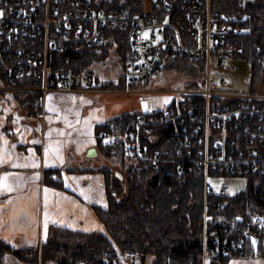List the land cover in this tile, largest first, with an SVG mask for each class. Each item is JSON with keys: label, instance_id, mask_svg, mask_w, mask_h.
I'll return each instance as SVG.
<instances>
[{"label": "built area", "instance_id": "built-area-1", "mask_svg": "<svg viewBox=\"0 0 264 264\" xmlns=\"http://www.w3.org/2000/svg\"><path fill=\"white\" fill-rule=\"evenodd\" d=\"M120 1L133 4L132 0H0V63L10 81L26 75L39 84L1 85L0 90L38 92L41 103L47 90L101 88L91 72L80 80L66 69L51 74L50 66L57 53L98 47L109 39V31L121 32L129 45L124 68L130 84L147 83L175 57L201 60L205 66L201 84L193 81L195 85L172 91L163 109L130 120L124 141L128 154L153 166L177 163L180 169L185 165L201 173L205 196L224 193L207 183L209 174H263L264 92L220 90L211 85L209 76L210 63H223L231 56L233 48L226 43L232 29L229 19L213 14L210 0H139L135 10L104 7ZM112 138L110 132L100 134L101 140ZM244 234L259 244L264 234L260 216H251Z\"/></svg>", "mask_w": 264, "mask_h": 264}, {"label": "trees", "instance_id": "trees-1", "mask_svg": "<svg viewBox=\"0 0 264 264\" xmlns=\"http://www.w3.org/2000/svg\"><path fill=\"white\" fill-rule=\"evenodd\" d=\"M137 2L139 9V0H132V6L130 2L120 1L113 6L104 3V7L133 10ZM209 5L214 15L226 16L232 25L226 43L233 48L230 58H239L248 66L249 93L264 92V0H210ZM107 35L109 39L98 47L57 53L50 66L51 74L60 69L69 70L73 75L91 72V64L104 59L111 51L117 53L124 67L130 58L125 34L109 31ZM180 61L197 73L205 67L201 60L182 57L169 59L166 65L178 66ZM196 65L199 70H194ZM0 76L1 82L10 85L8 72L1 63ZM14 82L20 86L37 84L30 77ZM16 94L31 114L35 116L40 112L38 92L19 90ZM137 114L124 112L96 130L113 134L110 143L99 142L97 148L118 159L122 170V179H119L107 166L93 168L104 177L108 204L106 208L97 205L94 208L106 226L107 236L96 231L51 225L39 245L15 247L0 240V264L7 255L20 262L36 263L42 259L44 263L54 264H124L123 256L131 254L143 255L144 261L150 257L148 263L142 261L140 264H204V253L210 255L211 264H216L214 261L225 264L229 258L242 253L244 256H264V234L259 237V244H254L244 234L245 224L250 222L251 216L264 218V173H221L245 178V187L233 194L225 187L221 195L205 196L201 173L191 171L185 165L180 169L177 163L160 162L153 166L128 154L123 145L125 127ZM163 133L167 135L168 129ZM49 173H45L43 180L59 187V180ZM222 220H225L224 225L220 224Z\"/></svg>", "mask_w": 264, "mask_h": 264}, {"label": "crops", "instance_id": "crops-1", "mask_svg": "<svg viewBox=\"0 0 264 264\" xmlns=\"http://www.w3.org/2000/svg\"><path fill=\"white\" fill-rule=\"evenodd\" d=\"M76 78L81 80L82 76ZM95 79L102 83L98 92L40 94L43 101L35 116L16 92L0 90V154L4 160L0 163V179L11 187L10 191L0 189V240L22 243L18 247L39 245L51 225L79 231H92L101 225L93 207H105L107 203L104 177L94 167H85L89 165L85 159L90 158L86 151L98 146V126L131 111L125 110L127 106L104 103L105 96L99 98L106 90L102 87H116L117 83H103L97 76ZM47 172L59 180V187L43 180ZM225 264H264V256L231 257Z\"/></svg>", "mask_w": 264, "mask_h": 264}, {"label": "rangeland", "instance_id": "rangeland-1", "mask_svg": "<svg viewBox=\"0 0 264 264\" xmlns=\"http://www.w3.org/2000/svg\"><path fill=\"white\" fill-rule=\"evenodd\" d=\"M236 50L237 48H235V51ZM183 64H185L186 67ZM176 65L178 66L169 67L165 64L163 65L161 70L156 75H154L147 83L141 85H130L129 83L123 82V80L125 79V68L123 67L117 53L115 51H111L110 55H108L104 59L96 60L94 63H92L90 66V71L103 83L105 82L107 84V82L114 81L119 84L120 82H123L122 84H119L120 86L118 87H114L113 85L102 87V89L106 90H102L103 92L100 93L105 95L101 94L99 98L105 96L103 101L104 103L112 104V107L127 106V109L125 110L139 113L163 109L170 98L173 96L172 91L184 89L188 85L192 84L193 81L201 84V80H203L205 76L204 69L197 73L196 71H192L188 64L183 61L178 62ZM198 66L199 65H196L194 70H199L200 67ZM248 75V66L241 59L236 57H231L223 61V63L219 64L210 63L209 76L211 78V85L215 84L214 86H216L220 90L249 93L250 87ZM221 79L222 82L220 83ZM63 91L72 92L71 89ZM89 91L98 92L99 89H92ZM49 92L51 91L47 90L45 91V94ZM99 134L100 133L95 130V138L97 144L99 142L101 143ZM97 147L98 146L96 145L95 150H97V152L94 157H88L86 159L84 158L86 163H89V165L87 164L85 167L97 168L100 166H107L109 169H111L112 174H114L115 172L121 173L122 170L119 166V162L114 157L108 156L107 154L103 153V149H98ZM82 166L84 167V165ZM207 180L209 185L213 186L214 188L220 185H225L226 191L231 194L245 187V178L243 177L209 174ZM107 204L108 203H106L105 207H102L100 205L97 206H99L100 208H106ZM98 220L100 221L101 225L92 231H96L101 235L107 236L106 226L101 222L99 218ZM223 222H225V220H222V223ZM19 243H15L14 246L18 247ZM123 258L124 264H138V262H135L136 260L140 261V263L144 261L143 255L140 254L124 255ZM149 258L147 257L144 262L148 263ZM209 259L210 255L204 253L202 256L203 263L210 264ZM41 260L36 261V263L20 262L14 256L7 255L3 264H45ZM214 263L218 264V261H214Z\"/></svg>", "mask_w": 264, "mask_h": 264}, {"label": "snow or ice", "instance_id": "snow-or-ice-1", "mask_svg": "<svg viewBox=\"0 0 264 264\" xmlns=\"http://www.w3.org/2000/svg\"><path fill=\"white\" fill-rule=\"evenodd\" d=\"M0 15H3V11L2 10H0ZM46 152H47V150H46ZM4 162V160H3V158H2V154H0V163H3ZM9 174L8 173H5L4 174V176H8ZM6 188V190H11V187L10 186H5L4 185V183H3V180L2 179H0V189H5ZM48 191V189H45V192H47ZM45 215L47 216V212L45 213ZM262 220H264V218H262ZM254 243H255V241H253Z\"/></svg>", "mask_w": 264, "mask_h": 264}, {"label": "bare ground", "instance_id": "bare-ground-1", "mask_svg": "<svg viewBox=\"0 0 264 264\" xmlns=\"http://www.w3.org/2000/svg\"><path fill=\"white\" fill-rule=\"evenodd\" d=\"M8 77L9 76H7V81L10 83V85L9 84H4L3 82V84L2 85H4V86H6V87H9V88H16V87H24V86H20V85H16L15 83L16 82H14V81H17V80H20V79H22V78H26V77H28V76H23L22 78H20V79H17V80H14V81H10L9 79H8ZM0 78H1V76H0ZM1 82V81H0ZM9 90H11V89H9ZM12 91H14V92H16L17 90H12ZM19 91V90H18Z\"/></svg>", "mask_w": 264, "mask_h": 264}, {"label": "water", "instance_id": "water-1", "mask_svg": "<svg viewBox=\"0 0 264 264\" xmlns=\"http://www.w3.org/2000/svg\"><path fill=\"white\" fill-rule=\"evenodd\" d=\"M96 155V150H95V148H90V149H88L87 151H86V156H90V157H92V156H95ZM138 264H140V262H138Z\"/></svg>", "mask_w": 264, "mask_h": 264}]
</instances>
